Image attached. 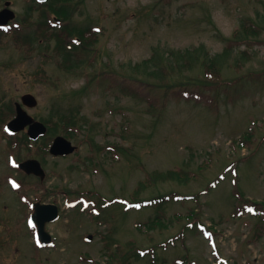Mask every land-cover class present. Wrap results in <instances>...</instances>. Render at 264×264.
I'll use <instances>...</instances> for the list:
<instances>
[{"label":"rangeland","instance_id":"1","mask_svg":"<svg viewBox=\"0 0 264 264\" xmlns=\"http://www.w3.org/2000/svg\"><path fill=\"white\" fill-rule=\"evenodd\" d=\"M8 1L14 18L25 17L26 11L31 21L37 17V11L26 8L32 0ZM69 17L70 25L99 30L83 52L89 56L83 74L60 69L55 41L45 52V42L28 49L0 35L4 104L31 93L37 105L28 113L48 119L69 105L65 95L86 87L73 106L88 118L72 140L76 153L47 154L45 169L51 174L41 186H32L29 178L22 187L14 185L20 175L0 143V264H121L131 248V264H149L153 255L158 263L164 260L161 264H264V43L247 48L246 55L244 45L230 48L213 80L228 84L217 87L196 83L202 80L196 68L188 71L193 81L178 69L171 70L170 79L150 72L149 65L136 68L152 53L158 59L171 49L202 45L212 55L220 53L224 38L243 19L264 26V0H82ZM34 23L24 32H31ZM260 36L264 40V29ZM102 70L119 76L103 78ZM124 74L145 81L137 91L149 93L154 104L124 94L119 83ZM87 130L98 144L114 145L100 152L102 168L83 163ZM169 169L184 178L134 193L147 173ZM236 192L256 202L262 216L237 215L234 207L243 202ZM158 195L172 197L149 206ZM39 198L60 208L59 219L46 226L51 234L46 245L39 244L28 220L30 202ZM190 211L194 214L187 216ZM157 213L161 223L144 225ZM109 244L110 252H117L113 258L102 254Z\"/></svg>","mask_w":264,"mask_h":264},{"label":"trees","instance_id":"2","mask_svg":"<svg viewBox=\"0 0 264 264\" xmlns=\"http://www.w3.org/2000/svg\"><path fill=\"white\" fill-rule=\"evenodd\" d=\"M82 0H46L42 3H34L28 6L29 11H37V17L31 21L32 13L26 11L25 17L16 18L18 25L12 27L10 29L11 36L18 46L28 45V49H30L32 44H42L44 43L45 48L43 51L48 52L50 47V42L53 40L55 41L53 45V52L56 55L61 56V60L59 62V66L63 69H70L74 73L78 71L79 74H83L81 71L82 65L87 62L88 63V56H83V52L85 50H90V45L96 40V31L93 27L88 26L86 28H81L77 26H70L65 21H67L70 17L72 10H76L77 5L81 3ZM164 1V0H158ZM170 2L171 0H165ZM51 14L60 18V23L58 24L59 27H55L52 23L55 24V20L51 18ZM31 22L34 23V28L31 32H24L25 28H31ZM264 26H256L255 24H249L247 19H243L240 25L233 30L231 36L225 37L224 41L227 42L226 46L220 53L210 54L202 45L197 48H186V49H171L167 51L162 57L158 59L154 58V53L147 59L143 61L142 64H137L136 68L144 67L147 68L149 65L152 68L150 72H155L157 74L163 73L164 75L173 78L172 71L174 69H178L179 71L183 72H193L190 71L193 68H196L200 73L202 80L199 82L197 79L195 82L200 83L203 86L208 87L209 85L212 86H221V84L226 83L228 84L227 80H219L218 83L213 81L215 79V75L218 73V62L219 59L223 57V55L228 54V50L231 48L239 47L240 45H244V49L241 50V53L246 55L247 48L253 47L255 44H262L264 40L260 36ZM74 37L79 38V44L76 43ZM67 44H71L70 48H67ZM43 46V47H44ZM42 47V46H41ZM83 50V51H81ZM166 72V73H165ZM187 73V78L193 81L194 76L189 75ZM102 77L106 78L112 76H119L117 73L111 70H102ZM96 74H93L92 77H96ZM116 77V76H115ZM132 80L133 84H129L128 81ZM92 81V80H91ZM118 81V80H117ZM137 81L139 84H135ZM143 81V80H142ZM142 81H138V79L134 76L122 75L119 79V83H121V90L126 95H132L135 98H142L149 103H152V97L149 96V93H140L137 91V88H140V83ZM145 82V81H143ZM172 83L167 84V87L171 86ZM234 81H232L233 83ZM231 83V84H232ZM149 85V83H147ZM182 83H178L181 85ZM113 85H117L116 82H113ZM86 87L82 88V90H75L72 93L65 95V98H68L69 105L63 111L60 109L56 110V114H51L48 119H41L44 121L49 130L54 131V133L62 134L68 139H73L74 136L77 134L78 131L83 130L87 125V117L80 114V107L75 108L73 106V101L77 98L75 97L78 94L84 93ZM183 90L181 91V93ZM187 94V93H186ZM194 94V91L191 90V95ZM199 96H197L198 98ZM14 115V106L12 102L5 103L0 101V130L6 132L4 126L5 123ZM87 136L85 141L88 144L89 152L85 157L84 164L89 167H101L99 163V154L102 151H107L108 145L102 146L95 141L94 136L89 130H87ZM91 131V130H90ZM51 141V137L45 139V142L42 144L40 148L41 156L44 152L47 151L48 144ZM29 139L26 134H22L21 136H10L8 138V149L9 151H15L17 155L21 153L22 150H26L29 152V155L33 154L35 151L34 148L28 145ZM118 149V146H115ZM38 148V147H37ZM110 148L109 150H113ZM96 169V168H95ZM94 169V170H95ZM104 170V169H103ZM173 178L181 179L184 178L183 173L179 170L169 169L166 171H158L153 170L152 172L147 173V176L144 180L140 181L139 185L135 189L134 193H137L139 189L154 185L158 182L170 180ZM186 178V176H185ZM242 202L248 205H255L253 201L244 198L241 194ZM172 195L166 196H157L152 199L149 203V206L158 207L161 203L167 202ZM241 208V206H240ZM239 209L238 206L234 207V211L236 212ZM244 210V207L241 208ZM258 213V212H257ZM194 211H190L187 216H192ZM161 223V218L159 217V213H157L154 218L144 222V225L148 227H153L157 224ZM132 249V248H131ZM130 249V251H131ZM111 244L108 246H103L102 254L106 255L108 258H113L117 252L113 251L110 252ZM129 249L127 252L123 253L126 255L123 256V261L121 264H131L129 257L127 256L130 253ZM139 256L140 253H137ZM141 255V254H140ZM161 261V260H160ZM164 263L162 259L161 262H157V258L153 255L150 259L149 264H161ZM93 264H101L99 262H94Z\"/></svg>","mask_w":264,"mask_h":264},{"label":"water","instance_id":"3","mask_svg":"<svg viewBox=\"0 0 264 264\" xmlns=\"http://www.w3.org/2000/svg\"><path fill=\"white\" fill-rule=\"evenodd\" d=\"M8 5V2L6 3ZM12 11L5 8L0 11V24L6 23L13 17ZM21 101L28 107L35 106L36 98L31 94H24L21 96ZM15 116L7 123V129L14 133L23 130L27 127V134L31 139H36L40 134L46 132V126L41 121L33 119V117L22 108L20 103L15 104ZM76 146L62 135L54 137L50 146V152L53 155H66L74 152ZM19 167L27 173H34L44 176V171L40 163L36 159H28L19 163ZM34 210L31 214V221L35 224L38 233V238L42 244L50 242V235L46 231V222H52L58 218V207L55 204H41L35 202L33 204ZM91 235L87 236L90 239Z\"/></svg>","mask_w":264,"mask_h":264},{"label":"flooded vegetation","instance_id":"4","mask_svg":"<svg viewBox=\"0 0 264 264\" xmlns=\"http://www.w3.org/2000/svg\"><path fill=\"white\" fill-rule=\"evenodd\" d=\"M6 1L7 0H0V4H1V6H0V10L1 9H3L4 7H5V3H6ZM23 95V94H22ZM21 95V96H22ZM21 96H20V98H19V101H21ZM19 101H13L14 102V105H15V103H17V102H19ZM25 107V106H24ZM26 108V107H25ZM26 109H28V108H26ZM0 119H2V117H0ZM8 135L7 134H5L4 132H2V131H0V143L3 141V145H4V149H6L7 148V150H8ZM45 141V139L43 140V142ZM43 142H42V139L40 138V137H38V139L37 140H35L34 141V143H30L31 145H35V147L37 146L38 148H36V150L34 151V153H33V155L32 156H27V157H20L19 159H18V157H17V155L15 154V153H12L11 155H12V159L15 161V163H16V166H17V164L19 163V162H21V161H23V160H26V159H28V158H36L39 162H40V164H41V166L43 167V169H44V171H45V175L43 176V177H41V176H39V175H36V174H33V173H27V172H25L24 170H22V169H20L18 166L16 167V169H17V171H16V174H19L20 175V177L19 178H16V177H14V179H15V182H16V184L19 186V187H22L23 186V179H33V185L32 186H41V185H43L44 184V182H45V180H46V178L48 177V176H50V174H51V170H47V169H45V162H46V156H47V154H49V152H48V147H47V152H44L43 153V157H41V152H40V148H41V146H42V144H43ZM7 150H6V152H7ZM50 155V154H49ZM52 155V154H51ZM52 157H58V156H54V155H52ZM59 157H63V156H59ZM9 177H7V179H8ZM29 186H31V185H29ZM32 188H34V187H32ZM53 191L51 190V189H43V193L45 194V193H52ZM68 190H64L63 192H62V194L63 195H66V194H68ZM24 196L25 195H21V196H19V198H20V203H22L23 205H25V201H23L24 200ZM36 201H39V202H41V203H45V204H50V203H53V204H56L55 202H52V201H45V200H41V198H39V199H34V200H32L31 202H30V207H31V205L34 203V202H36ZM57 205V204H56ZM59 207V206H58ZM31 210H32V207H31ZM59 212H60V208H59Z\"/></svg>","mask_w":264,"mask_h":264}]
</instances>
